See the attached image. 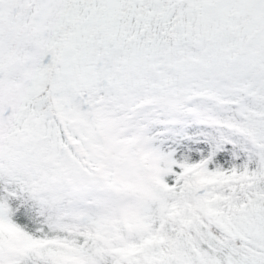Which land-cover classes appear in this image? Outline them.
Masks as SVG:
<instances>
[{
    "label": "snow or ice",
    "instance_id": "snow-or-ice-1",
    "mask_svg": "<svg viewBox=\"0 0 264 264\" xmlns=\"http://www.w3.org/2000/svg\"><path fill=\"white\" fill-rule=\"evenodd\" d=\"M0 264H264V0H0Z\"/></svg>",
    "mask_w": 264,
    "mask_h": 264
}]
</instances>
